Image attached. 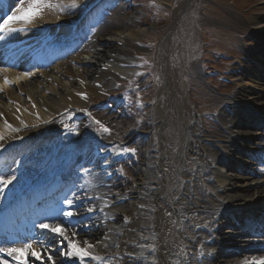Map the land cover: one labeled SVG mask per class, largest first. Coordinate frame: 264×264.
Returning <instances> with one entry per match:
<instances>
[{
	"label": "bare ground",
	"instance_id": "1",
	"mask_svg": "<svg viewBox=\"0 0 264 264\" xmlns=\"http://www.w3.org/2000/svg\"><path fill=\"white\" fill-rule=\"evenodd\" d=\"M77 1L26 0L25 12L32 4V11L38 9V14L30 23L23 24L29 28L37 27L40 31L46 27L61 28V23L68 24L78 19L74 4ZM194 1L188 0L174 8L173 24L161 41L157 66L161 70L163 86L158 91V102L151 109L152 126L142 133L145 151L137 179L128 190L119 192L123 193L120 197L128 198L125 204L109 210L117 221L111 224L107 215L106 219L98 218L103 221L102 225L86 233L66 229V235L73 244L77 242L82 249L86 248L83 241L87 239L93 245L87 251L92 257H99H87L83 264H264V253L246 255L254 249V244L238 242L235 237L247 233V227L230 225L242 219L257 225V217L248 212L245 214L248 216L242 215V219L237 216L230 221L227 214L233 208L248 211L264 205L263 159L259 161L258 154L249 152L250 149L264 151V132L259 125V122L264 123V0L258 1L260 18L254 16L249 22L235 23L244 34L240 43L242 59L229 74L234 93L220 100V104L228 109L221 110L216 116L220 125L217 135L199 130L196 121L191 124V119L197 120V115L186 104L179 83L172 77L173 67L169 66L167 47L173 26ZM131 18L132 15L119 20L108 29L102 30L107 22L99 27L92 44H87L72 58L77 68L66 60L32 80L15 79L17 74L14 73L8 77L12 78L13 88L7 87L0 79V136L3 137L0 147L26 134L12 133L7 123L21 128L22 123L35 125L55 115L56 121L60 120L58 115L65 109L86 106L84 99H91L97 92L95 84L105 82L108 86L122 72H127L122 68L126 67L123 64L137 49L135 42L140 36L130 27ZM174 62L180 70L182 65L176 60ZM191 70L199 74L197 63L191 66ZM34 111L40 120H34L28 114ZM100 115L111 117L109 112H101ZM81 132H84L80 135L83 138L91 133L86 121L78 128V133ZM200 163L204 164V172L194 168H198ZM219 163L225 164L224 170L218 167ZM239 169L246 171L238 174ZM202 176L210 180L219 199L212 207L200 198L197 183ZM89 181L82 186L85 196L99 194L102 190L96 186L104 183L102 176L93 174ZM96 197V201L92 198L94 202L85 206L102 209L103 199ZM102 212L107 210L102 209ZM95 221L89 225H96ZM225 224H229V234L232 235L220 234L219 230ZM74 232L78 235L73 236ZM33 247L46 255L36 243ZM225 248L237 249L238 255L234 254L235 257L227 262L222 261L220 256ZM53 250L49 249V252ZM59 262L62 264V259ZM29 264H32L31 260ZM35 264H41V261H35Z\"/></svg>",
	"mask_w": 264,
	"mask_h": 264
},
{
	"label": "rangeland",
	"instance_id": "2",
	"mask_svg": "<svg viewBox=\"0 0 264 264\" xmlns=\"http://www.w3.org/2000/svg\"><path fill=\"white\" fill-rule=\"evenodd\" d=\"M187 1L134 0L128 8L116 9L104 28L108 29L119 20H126L132 15L129 25L140 33L139 41L135 42L137 49L130 53L129 61L123 64L126 67L122 68L127 72H122L119 78L112 80L108 86L102 82V85L96 88L95 84L97 92L91 99L84 100L85 105L90 106L108 102L106 100L109 95L117 94L126 98L129 109L124 116L114 115L115 119L94 114L99 122L96 123V128L100 135H104L108 140L120 139L128 143L131 149H135V158L120 165L126 175L125 190L137 179L138 168L143 159L142 143L136 138V133L133 136L132 134L137 129L144 131L152 126L151 109L159 100L158 91L162 85V77L157 66V55L161 41L173 24L174 8ZM258 1L260 0H195L180 14V21L173 26L167 47L169 66L174 70L172 77L179 83L186 104L197 115V120L191 119V124L196 121L197 128L205 130L207 134H218L220 125L216 116L221 110H227V107L220 104V100L229 98L235 91L229 71L242 59L240 43L244 39V34L238 30L235 23L249 22L254 16L260 18L262 14L257 10ZM175 60L182 65L180 70L175 67ZM196 63L199 74L191 70V66ZM211 69L220 72L223 80L217 76L209 78ZM144 73L146 76H142ZM140 77L146 78L138 83ZM161 99L164 100L165 97L161 95ZM145 102L147 105L143 104ZM203 144L207 146V143ZM218 167L224 170L225 164L219 163ZM194 168L198 172H204L203 163ZM197 185L200 198L211 207L217 204L218 198L207 177L202 176Z\"/></svg>",
	"mask_w": 264,
	"mask_h": 264
},
{
	"label": "snow or ice",
	"instance_id": "3",
	"mask_svg": "<svg viewBox=\"0 0 264 264\" xmlns=\"http://www.w3.org/2000/svg\"><path fill=\"white\" fill-rule=\"evenodd\" d=\"M24 3V0H21V4ZM33 5H29V10L24 15L21 16H14V17H8V19L4 20L3 24H0V31H14L15 29H12L9 27L10 21L13 19L15 20H23L26 23H30L32 19L35 18V16L38 14L37 11H32ZM20 11H24V9L21 7ZM3 36H0V39H3ZM83 83V81H82ZM78 95H84L79 94ZM86 98V97H85ZM97 123H99L97 121ZM11 127V125H9ZM107 131V129H105ZM0 139H3V137H0ZM123 152H135V149H123ZM118 155L122 153H117ZM262 164H264V161H261ZM84 173H90V169L84 168L82 170ZM16 177L9 176L8 178L0 177V193L3 192L4 188H7ZM75 187V185H73ZM83 197L80 195L73 193L71 196L65 195L63 199L59 202L66 207L64 208H57L55 211L57 213V217L62 215L64 218H72L73 216L79 215V212L77 209L79 208V204L77 201H81ZM89 201H91V197H88ZM93 208H88V212H92ZM63 221H60L56 223L55 225L41 222L36 225L39 229L42 231H46L47 233L52 234L53 237L59 238V247H56L55 245H52L51 247L54 249L52 252H49V246L45 245L43 240H38L35 243L37 246L41 249L43 253L46 255H42L41 252H38L36 248L33 247L32 243H24L23 247H0V254H3L0 256V264H9V260L7 257H10L11 260L14 262V264H29V261H32V264H35V261H41V264H48V262H52V264H56V261L53 259V257L56 255V253H59L61 257H66L69 259L72 258H78L83 264V261L86 257H90L89 252L87 249H90L93 247L92 244L89 243L87 239L83 241L86 248H80L77 245L73 244L72 241L69 239V237L66 235V229L62 226ZM87 227V225H85ZM73 236L78 235V232L72 233ZM67 241V244L64 242ZM63 249H67L66 251ZM91 259H99V257H90Z\"/></svg>",
	"mask_w": 264,
	"mask_h": 264
}]
</instances>
